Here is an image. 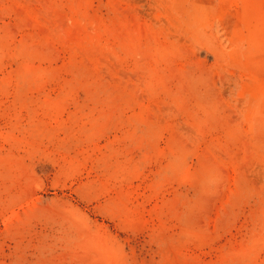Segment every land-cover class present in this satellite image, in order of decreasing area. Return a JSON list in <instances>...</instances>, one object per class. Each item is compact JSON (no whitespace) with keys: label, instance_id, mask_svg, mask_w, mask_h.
Wrapping results in <instances>:
<instances>
[{"label":"rangeland","instance_id":"obj_1","mask_svg":"<svg viewBox=\"0 0 264 264\" xmlns=\"http://www.w3.org/2000/svg\"><path fill=\"white\" fill-rule=\"evenodd\" d=\"M0 264H264V0H0Z\"/></svg>","mask_w":264,"mask_h":264}]
</instances>
